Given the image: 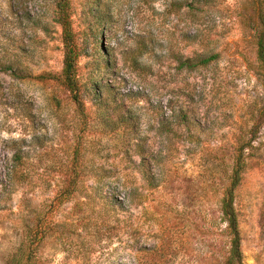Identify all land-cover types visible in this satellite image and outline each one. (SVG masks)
<instances>
[{
  "label": "rangeland",
  "instance_id": "1",
  "mask_svg": "<svg viewBox=\"0 0 264 264\" xmlns=\"http://www.w3.org/2000/svg\"><path fill=\"white\" fill-rule=\"evenodd\" d=\"M102 1L107 21L98 34L110 65L88 30L92 0H71L84 48L79 81L83 90L94 84L111 109L116 100L138 118L134 135L157 156L151 171L159 186L146 190L123 140L82 131V116L56 81L64 51L56 0H0V59L29 76L15 78L0 65V264L27 253L31 228L50 230L33 244L37 264H221L229 248L221 199L233 148L247 142L235 201L241 252L244 264H264V128L255 123L263 91L251 69L256 0H202L194 15L178 11L177 0ZM209 52L220 58L206 69H178L176 58ZM92 97L84 92L83 102L97 124ZM158 107L167 118L186 113L197 139L157 136ZM17 150L23 165L10 186L8 161ZM73 158L81 191L60 205Z\"/></svg>",
  "mask_w": 264,
  "mask_h": 264
},
{
  "label": "trees",
  "instance_id": "2",
  "mask_svg": "<svg viewBox=\"0 0 264 264\" xmlns=\"http://www.w3.org/2000/svg\"><path fill=\"white\" fill-rule=\"evenodd\" d=\"M202 0H177V10L180 11L186 8V14H193L198 11L197 6L200 5ZM207 4V3H206ZM106 3L102 0H92L89 3L88 12L86 13L88 30L92 32V42L95 53L99 58L107 65L111 64L109 59V52L100 47V38L98 30L107 21V18L102 14L103 8ZM73 5L71 0H56L54 5V22L61 28V42L63 45V61L62 70L59 76H56L62 87L68 92L70 100L75 105L76 110L82 116V131L92 134H99L101 138L109 142L114 139L122 141V148L128 145L130 150L139 159L138 172L145 183V188L148 191H153L158 188L159 183L151 171V163L157 162V156L152 155L148 148L145 146L144 139L140 136H135L134 133L138 127V118L135 117L130 111H124V108L117 105L116 100H113L116 108L111 109L108 100L102 99V95L99 93V89H95L92 85L91 89L86 88L83 90V86L80 84L78 75V63L79 59L84 56L83 44H80L77 40V33L73 29L72 15ZM256 13L257 24L252 30L251 43L254 44L255 64L251 66V69L259 78L263 98L262 103L257 116V127L264 128V2L262 0H256ZM91 19L93 22H91ZM88 41V40H87ZM220 54L215 52L195 54L191 58L180 57L176 58V63L179 70L186 72H195L201 69H206L212 63L218 61ZM0 65L3 67V71L9 73V75L15 78L25 79L29 76L25 74L19 65L14 64L10 59L3 56L0 59ZM90 89V90H89ZM92 94L91 104L99 111L97 113V124H92L87 117L86 111L89 108L83 102L84 92ZM111 95V93H110ZM154 114L158 118L156 121L157 127L155 128L156 135L165 138L167 140L174 137H189V142H194L197 136L192 131V120L188 118L186 113L179 112L174 114L170 118H167L163 114L161 107H158L154 111ZM180 129H185V133H181ZM131 135V136H130ZM132 135L138 137L133 139ZM250 142L238 144L233 148L232 166L230 173L228 174V186L226 187L221 199L220 212L222 220L226 224V236L229 241V248L226 256L223 258L221 264H244L243 255L241 252V236L238 223V213L236 210V194L240 187L242 176L246 167L245 151L249 148ZM80 144L76 147L74 154L77 157L80 154ZM14 152L12 158L8 161V174L7 181L9 185H12L13 181H16L20 176V168L23 165V158L19 152ZM19 152V153H18ZM161 155V154H158ZM71 171L74 173L72 181L68 183L64 190H61L57 194V199L60 201V205L71 201L75 194H79L81 187L78 186L81 182L79 180L78 173L80 170V163L78 158H73L71 163ZM4 195V194H3ZM1 200V195H0ZM37 226V225H36ZM49 230V229H48ZM29 229V247L27 253L23 257L16 260V264H37L33 254L36 253V248L33 244L39 243L40 239H43L49 234V231H34L33 234ZM53 233V231H51ZM41 237L38 239L37 237ZM41 242V241H40ZM36 255V254H35Z\"/></svg>",
  "mask_w": 264,
  "mask_h": 264
}]
</instances>
